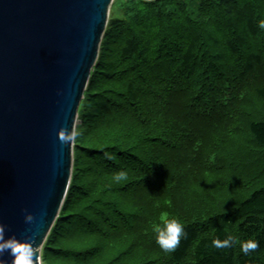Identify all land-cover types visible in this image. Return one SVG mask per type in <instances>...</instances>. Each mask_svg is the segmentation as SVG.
<instances>
[{
    "label": "trees",
    "instance_id": "16d2710c",
    "mask_svg": "<svg viewBox=\"0 0 264 264\" xmlns=\"http://www.w3.org/2000/svg\"><path fill=\"white\" fill-rule=\"evenodd\" d=\"M114 4L41 264H264V0Z\"/></svg>",
    "mask_w": 264,
    "mask_h": 264
},
{
    "label": "water",
    "instance_id": "95a60500",
    "mask_svg": "<svg viewBox=\"0 0 264 264\" xmlns=\"http://www.w3.org/2000/svg\"><path fill=\"white\" fill-rule=\"evenodd\" d=\"M112 2L0 0V243L32 264L69 189L78 110ZM13 261L0 253V264Z\"/></svg>",
    "mask_w": 264,
    "mask_h": 264
},
{
    "label": "clouds",
    "instance_id": "9594fccd",
    "mask_svg": "<svg viewBox=\"0 0 264 264\" xmlns=\"http://www.w3.org/2000/svg\"><path fill=\"white\" fill-rule=\"evenodd\" d=\"M259 27L261 29H264V20L260 21ZM109 158H112L110 154ZM114 178L117 182H119L120 180L125 178V174L123 172L118 173ZM32 220L33 216L30 214L25 217V221L27 223H31ZM4 230V226H0V240H3ZM154 230L156 233V243L165 252H174L181 244L182 238L186 235L184 231V225L180 220L176 218L164 220L162 223L154 225ZM232 242V238L229 237L222 243L217 242L216 246L227 248L232 244ZM257 248L258 243L249 241L244 245L243 251L245 254H247L250 251L256 250ZM6 250L10 251L14 256L13 264H32V257L22 255L21 247H14L12 241H9L7 243H0V253Z\"/></svg>",
    "mask_w": 264,
    "mask_h": 264
},
{
    "label": "rangeland",
    "instance_id": "374dc122",
    "mask_svg": "<svg viewBox=\"0 0 264 264\" xmlns=\"http://www.w3.org/2000/svg\"><path fill=\"white\" fill-rule=\"evenodd\" d=\"M118 0H113V2H112V5H111V7H110V9H109V15H108V20H107V25L109 24V20H110V18H111V15H112V13L114 12L113 11V6H114V9L116 8V5L114 4V3H116ZM195 4V3H194ZM116 10V9H115ZM107 27V26H106ZM106 30V29H105ZM104 35H105V33H104ZM103 39H104V37H103ZM102 39V40H103ZM102 43V42H101ZM100 48H101V45H100ZM99 52H100V50H99ZM77 124H78V119H77ZM73 166V165H72ZM40 263H41V260H40Z\"/></svg>",
    "mask_w": 264,
    "mask_h": 264
}]
</instances>
